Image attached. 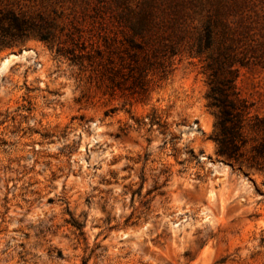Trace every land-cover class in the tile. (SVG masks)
I'll return each instance as SVG.
<instances>
[{
  "label": "rangeland",
  "instance_id": "obj_1",
  "mask_svg": "<svg viewBox=\"0 0 264 264\" xmlns=\"http://www.w3.org/2000/svg\"><path fill=\"white\" fill-rule=\"evenodd\" d=\"M141 1L0 7L61 26L79 15L89 26L95 13ZM173 1L196 25L218 8L216 48L228 44L246 62L237 87L264 117V0ZM56 48L36 35L0 47L12 54L0 69V264H264V168L218 153L206 57L176 58L136 101ZM244 131L249 157L262 134Z\"/></svg>",
  "mask_w": 264,
  "mask_h": 264
},
{
  "label": "trees",
  "instance_id": "obj_2",
  "mask_svg": "<svg viewBox=\"0 0 264 264\" xmlns=\"http://www.w3.org/2000/svg\"><path fill=\"white\" fill-rule=\"evenodd\" d=\"M110 12L109 17L95 13L89 26L79 15L68 16L69 23L61 26L44 13L28 17L24 11L0 7V47L32 35L48 43L57 41L56 52L88 73L90 80L136 101L149 98L153 88L173 72L176 58L206 57L203 66L208 75L209 106L217 117L218 153L231 164L247 161L252 168L263 169L264 117L250 114L249 103L237 87V64L246 62L230 53L228 44L216 48L218 8L200 25L194 24L193 12L185 3L173 0H142L134 7L118 3ZM80 13L85 15V11ZM56 26H61L60 34ZM246 126L262 134L249 157L243 150L248 143ZM72 225L81 229L83 224L73 217Z\"/></svg>",
  "mask_w": 264,
  "mask_h": 264
},
{
  "label": "water",
  "instance_id": "obj_3",
  "mask_svg": "<svg viewBox=\"0 0 264 264\" xmlns=\"http://www.w3.org/2000/svg\"><path fill=\"white\" fill-rule=\"evenodd\" d=\"M12 57V54L10 53H3L0 56V69L3 67L5 60H9Z\"/></svg>",
  "mask_w": 264,
  "mask_h": 264
},
{
  "label": "bare ground",
  "instance_id": "obj_4",
  "mask_svg": "<svg viewBox=\"0 0 264 264\" xmlns=\"http://www.w3.org/2000/svg\"><path fill=\"white\" fill-rule=\"evenodd\" d=\"M10 60H11V59H9V60H7V61L5 60V62H4V66L8 65V63L10 62ZM5 64H6V65H5Z\"/></svg>",
  "mask_w": 264,
  "mask_h": 264
}]
</instances>
